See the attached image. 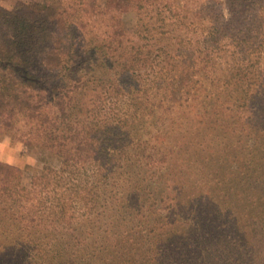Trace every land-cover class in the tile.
<instances>
[{
    "label": "trees",
    "instance_id": "1",
    "mask_svg": "<svg viewBox=\"0 0 264 264\" xmlns=\"http://www.w3.org/2000/svg\"><path fill=\"white\" fill-rule=\"evenodd\" d=\"M180 1L176 5L173 0H31L12 9L0 6V135L15 137L21 132L61 165L56 172L45 166L43 173L30 176L27 187L22 183L23 170L0 162V221L11 226L18 220L29 228L45 224L56 230L91 215L96 221L104 219L111 202L126 201L122 207L130 204L133 210H142L131 203L124 186L125 175L144 163L157 166L154 173L160 179L161 190L148 214L156 215L151 227L157 231L152 237L157 241V264H264V190H259L258 198L253 193L256 184L264 185V174L249 177L238 160L242 157L253 171L264 173V115L260 113L264 110V39L223 64H209L221 43L225 48L247 43L239 35L250 30L247 13L256 0H224L228 15L215 7L219 23L194 42L177 32L187 29L183 19L191 11L188 0ZM158 8L167 9L169 17ZM206 8L209 13L215 10ZM153 9L158 27L152 26L150 17L141 18L138 26H128L121 17L128 11L148 15ZM173 17L177 20L170 27L166 21ZM87 22L106 28L89 36L93 29ZM196 50H200L197 56ZM169 94L181 105L193 94L200 99L197 106L203 114L220 115L218 125L226 128L219 143L224 146L218 151L237 167L234 174L225 172L212 183L233 191L237 200L233 202L242 209L239 227L228 236L205 231L208 220L193 216L197 199L172 175L173 148L159 146L157 164L146 160L152 157L143 146L148 143L142 138L145 117L157 115L158 129H166L160 110ZM120 101L128 102V114L117 111ZM208 119L202 122L211 123ZM230 135L232 143L225 140ZM240 136L253 139L248 151ZM52 172H67L68 178L42 196ZM239 177L247 185L241 191V184L235 182ZM38 185L43 188L37 190ZM249 188L252 195L244 200L242 194ZM180 196L189 208L178 216ZM23 234L29 242L36 239L35 234ZM105 243L99 244L102 249L97 252L101 264L138 260L119 242L111 244L121 248L111 247L114 251ZM0 247V264H16L3 252L8 249L1 240ZM35 248L44 251L41 245ZM66 256H55L57 262L50 257L46 264H74Z\"/></svg>",
    "mask_w": 264,
    "mask_h": 264
},
{
    "label": "rangeland",
    "instance_id": "2",
    "mask_svg": "<svg viewBox=\"0 0 264 264\" xmlns=\"http://www.w3.org/2000/svg\"><path fill=\"white\" fill-rule=\"evenodd\" d=\"M30 1L0 0V6L12 9L18 4L28 3ZM173 2L176 5L182 3L180 0H173ZM188 2L191 4V11L187 13V18L183 19V25H186L187 29L177 32L185 37L191 38L192 42L203 38L205 34L219 23L216 17L219 14V10H216L215 7H220L224 16L228 15L226 6L223 4L224 0H188ZM209 6H214L215 9L211 13L206 10V7ZM158 9L162 10L160 8ZM162 11L163 13L161 15L167 14L169 17L170 13L167 9ZM146 14V11H143L141 16L135 11H128L123 13L121 17L127 22L128 26H136L138 22H141V18L143 21H146L149 17L151 20H154L152 22L154 25L152 26L155 27L160 24V20L157 19L158 13L156 10H149L148 15ZM247 16L250 30L245 31L243 35H239L240 38L246 40L247 43L243 42L245 47L230 44V46L225 48L221 43L219 48L214 50L211 56V63H209L210 65L214 62L215 67L218 64H223L227 60H231V57L237 53H246V49L248 51L252 50L251 45L256 47L258 42L264 39V0H256V3L253 4ZM175 20L177 19L173 17L166 22L172 27L176 22ZM87 23L89 24L88 29H93L89 36H96V34H100L106 28L105 25H101L99 22L96 24H93V22ZM198 53L200 54V50H198ZM198 53L196 50L195 56ZM195 56L192 58L197 61ZM198 77H193V80ZM167 100L166 106L163 110H160V113L162 112L161 114L166 117V121H164V127L166 126V129L162 131L158 129L156 123L157 115L145 117L142 138L143 140H148V143H145L143 146L146 155L152 157L151 159L146 158V160H150V162L152 160L153 165L157 164L155 161H157L159 146H161L162 150L164 148L166 150L173 148V157L170 163L172 175H177L179 177L178 182L183 185V189L187 188L188 193L191 192V194L195 195L193 198L197 199L194 205H192L193 216L208 220L205 231L218 234V236H228V234L232 233L233 229L237 230V227H239L242 209L240 210V207L238 206L237 208V205L234 204L233 200L235 196L233 191L229 190L225 185H222L220 188H217V186L214 187L215 184L212 183L213 178H219L225 172L228 175L234 174L237 167L235 161L230 160V158L225 159L222 151H218L224 146L222 143V145L219 143L220 140H223V134L224 132L226 133V128L222 124L218 125L217 118H221L220 115L212 112L208 117L207 114H203V109L197 106V102L200 99H196L193 94L182 105L179 104L180 101H174L172 94L168 95ZM116 105L117 111H120V113L128 114V111H130L128 102L120 101ZM260 113L263 116L264 110H260ZM205 117L209 118L208 122L211 123L205 125L202 122ZM237 133L241 134L238 131ZM21 134L20 132L15 137H8L11 139V147H14L18 141L22 142L25 146L22 152L15 154L17 163L14 166L24 171L22 183L29 187L31 184L30 176L40 175L45 171L43 170L45 166L50 169V172L51 170L54 172L59 171L61 165L56 157L41 150L36 144L22 137ZM5 136L0 135V139H3ZM231 139L234 142L231 135L225 138L228 142H231ZM240 139L244 143L245 148L246 146H250L251 140H253L252 138L243 136H240ZM241 148L240 144L236 151L238 154L241 152ZM246 150L248 151L247 148ZM27 157H33L36 163L34 165L27 163ZM241 158L238 159L241 161V168L249 177L254 179L264 174L260 170L253 171V168L248 166V162L246 160L243 161V158ZM143 164L140 168L132 169L130 173L128 172L125 175L127 179L124 186L125 191L130 196L131 203L138 205L142 210H133L130 204H124L122 207L123 203H128L126 201L111 202L108 204L106 214L102 216L104 219L96 221L94 216L91 215L86 219H79L70 226H66L65 228L59 227L56 230H52L51 227H47L45 224L40 227L29 228L22 224L19 225L18 220L13 221L11 226L6 221V224L0 221L1 244L4 250L5 248L8 249L3 252L9 253L8 255L10 258H14L12 261L16 264H22V258L24 256L28 258L26 262L23 261V264H38L39 261L46 264L50 261V257L51 261L57 262L58 260H56L55 256H61L62 254L66 256L65 253L67 252H69L67 254L71 255L67 256L70 257L69 259L74 264H101L97 259V252L102 249L99 244L106 240L104 246H110L108 247L110 251H114L111 249L113 246L121 249L118 247L119 245H111L113 242H119L126 250H130V253L137 254L136 259L138 260L136 262H126V264H157V241L152 238L153 233H157V231L154 227H151L156 215L149 216L148 214L151 212V209L149 210L150 204L154 202V198L157 200V192L161 190V188H157V182L160 179L154 173L157 166L151 167L148 165L144 166ZM212 173L213 175H211ZM50 174L54 176L47 180L51 184L48 183V187L45 188H43V185L42 187L41 185L37 187V190L43 188L42 192L44 193L42 196L45 195L47 188H52L53 184H64V179L68 178L67 172H62L60 175H55L53 172ZM239 179L240 177L235 181L242 186L239 191L246 189L247 185L244 186V180L241 182ZM118 182L120 183V180ZM208 183L210 184L207 185ZM256 188V191L253 188L255 191L253 193L258 198L259 190H264V185L256 184ZM251 193V188H249V190L244 191L242 198L247 200L252 195ZM179 199L181 207L178 206L175 213L181 216L184 213H188L189 207L185 205L186 200L182 196ZM235 201L237 200L235 199ZM247 204L246 201L243 203V205ZM126 205H130L131 207L127 208L125 207ZM130 208L131 210L128 211ZM33 224H36V222ZM145 228L147 230H144ZM149 229L154 231L149 232ZM23 232L26 234H35L34 238L36 239L29 242ZM40 245L44 248V251H39L38 248H35V246ZM59 250L61 253L58 254L57 252Z\"/></svg>",
    "mask_w": 264,
    "mask_h": 264
},
{
    "label": "clouds",
    "instance_id": "3",
    "mask_svg": "<svg viewBox=\"0 0 264 264\" xmlns=\"http://www.w3.org/2000/svg\"><path fill=\"white\" fill-rule=\"evenodd\" d=\"M10 145V137L5 136L3 139H0V162L6 163L9 166H14L17 163L15 154L22 152L25 146L19 141L14 147H11ZM26 162L33 165L36 163L33 157H27Z\"/></svg>",
    "mask_w": 264,
    "mask_h": 264
}]
</instances>
